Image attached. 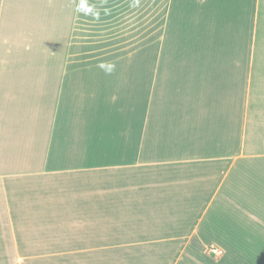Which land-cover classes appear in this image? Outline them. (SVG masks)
<instances>
[{"label": "crops", "instance_id": "1", "mask_svg": "<svg viewBox=\"0 0 264 264\" xmlns=\"http://www.w3.org/2000/svg\"><path fill=\"white\" fill-rule=\"evenodd\" d=\"M0 264H264V0H0Z\"/></svg>", "mask_w": 264, "mask_h": 264}, {"label": "built area", "instance_id": "2", "mask_svg": "<svg viewBox=\"0 0 264 264\" xmlns=\"http://www.w3.org/2000/svg\"><path fill=\"white\" fill-rule=\"evenodd\" d=\"M207 251L211 256H213L215 258H218L222 253L221 249L217 246H214V245H210L207 248Z\"/></svg>", "mask_w": 264, "mask_h": 264}, {"label": "clouds", "instance_id": "3", "mask_svg": "<svg viewBox=\"0 0 264 264\" xmlns=\"http://www.w3.org/2000/svg\"><path fill=\"white\" fill-rule=\"evenodd\" d=\"M100 67H104V65H103V64H101V65H100ZM110 70H111V69H109V71H110Z\"/></svg>", "mask_w": 264, "mask_h": 264}]
</instances>
